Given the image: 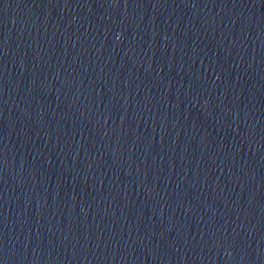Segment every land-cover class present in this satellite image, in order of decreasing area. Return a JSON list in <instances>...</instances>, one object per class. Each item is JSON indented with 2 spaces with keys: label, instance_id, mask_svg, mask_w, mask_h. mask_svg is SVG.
<instances>
[{
  "label": "water",
  "instance_id": "water-1",
  "mask_svg": "<svg viewBox=\"0 0 264 264\" xmlns=\"http://www.w3.org/2000/svg\"><path fill=\"white\" fill-rule=\"evenodd\" d=\"M0 264H264V0H0Z\"/></svg>",
  "mask_w": 264,
  "mask_h": 264
}]
</instances>
